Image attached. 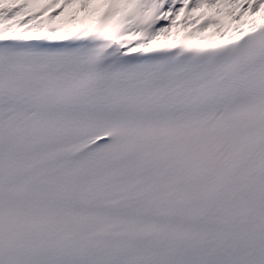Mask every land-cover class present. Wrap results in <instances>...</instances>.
Returning a JSON list of instances; mask_svg holds the SVG:
<instances>
[{"label": "snow or ice", "instance_id": "obj_1", "mask_svg": "<svg viewBox=\"0 0 264 264\" xmlns=\"http://www.w3.org/2000/svg\"><path fill=\"white\" fill-rule=\"evenodd\" d=\"M0 264H264V0H0Z\"/></svg>", "mask_w": 264, "mask_h": 264}]
</instances>
